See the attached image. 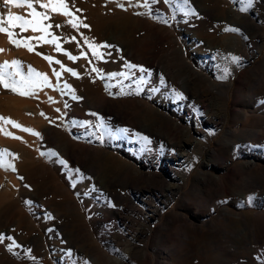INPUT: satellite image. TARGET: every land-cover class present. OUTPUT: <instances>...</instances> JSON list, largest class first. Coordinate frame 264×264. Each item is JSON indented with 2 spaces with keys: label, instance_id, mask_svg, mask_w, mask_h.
<instances>
[{
  "label": "rangeland",
  "instance_id": "rangeland-1",
  "mask_svg": "<svg viewBox=\"0 0 264 264\" xmlns=\"http://www.w3.org/2000/svg\"><path fill=\"white\" fill-rule=\"evenodd\" d=\"M65 2L71 17L40 7L50 0H33L62 51L31 26L11 28L31 52L0 33L8 79H26L32 68L52 85L22 96L0 84V117L40 133L0 121V153H10L0 160L16 162V171L0 167V234L20 245L9 251L10 240L0 243V264H262L264 0L245 12L243 0H189L196 15H185L181 0H157L146 15L128 0ZM8 12L33 19L31 9L0 0V14ZM76 18L81 26L73 28ZM84 37L110 46L99 49L103 59ZM229 83L225 101L219 89Z\"/></svg>",
  "mask_w": 264,
  "mask_h": 264
},
{
  "label": "snow or ice",
  "instance_id": "snow-or-ice-1",
  "mask_svg": "<svg viewBox=\"0 0 264 264\" xmlns=\"http://www.w3.org/2000/svg\"><path fill=\"white\" fill-rule=\"evenodd\" d=\"M128 2H129L130 6L143 7L145 9H147L148 12H146V13H140V12L136 13L137 15H146V14H151L150 4H155L157 2V0H144V3L142 5H139V4L133 5L132 0H128ZM164 2L170 3L171 0H164ZM181 2L183 5L188 6L184 10L185 15H189V14L196 15L195 10L190 7L189 0H181ZM243 2L246 4V7L240 8L241 12H245L249 8L253 7L254 4L256 3V0H243ZM8 5H12V6L17 7V8L27 7L28 9H31L30 15L33 17V19H31V20H27V19H25V17L23 15H19V14L13 15L11 12H8L6 14V18H5V14H0V33L7 34L9 41L11 43H13L16 47L24 46V47H27L30 52L33 51V47L27 41H25L22 45L21 41L14 39V33L11 30V28H15L17 26H19L21 28V30H27V27L31 26L32 31L40 30V31L45 32L46 35L44 37L40 38L44 41V43L54 44L56 46V50L58 52L62 51V48H61L60 44L58 43V40L55 36H52L51 39L47 38V36L51 35V33L48 32V28H50L51 25L44 27L40 21H41V19L46 20L49 17L46 14H43V13L36 11V9L33 6V0H4V6H8ZM117 6L121 7L122 9L124 8V5L122 3H118ZM40 7L45 8V9L51 7L52 11H54V12H59L64 16H69V17L73 16V12L69 11V6L65 2V0H50L49 4H40ZM124 10H127V9H124ZM77 11H79V9H77ZM162 22L167 23L166 20H164ZM68 23H70L73 28H78L81 26V22L79 21L78 18L73 19V20H69ZM56 27H61V25L57 24ZM83 27L87 28L89 26L84 24ZM225 31L238 33V32H240V29L235 28V27H228V28H225ZM246 38L247 37H245V39ZM71 39L75 40L76 38L72 37ZM84 40L87 43L89 49L91 50L92 55L96 59H103L104 58L105 54L103 52L99 51L100 48L110 47L109 45H106V44L97 45L94 42L89 41L87 37H84ZM0 51H2V49H0ZM65 54L68 55V58L73 60V61L79 59V57L73 56L70 53H65ZM84 55L86 58L87 54H84ZM44 58L47 59L50 63L52 62L51 57L46 56ZM231 59L234 62L239 61V57L233 56V57H231ZM55 63L61 64V62L59 60L55 61ZM11 65L18 67L20 65V61L14 60L11 62ZM8 67H9L8 62H5L3 65H0V84H2L5 89H10L13 93H16V94H19L22 96H32L35 94V91L37 89H39L41 86L52 87V85L49 82L46 74L37 72L35 69H32V68H29V74H28V77L26 79L22 78L21 81H16L14 79L9 80L7 77H10L12 74L11 73H5L3 71V69H6ZM61 67H62L63 71L69 72L72 76H78V73L76 71H74L73 69L64 68L63 65H61ZM125 67H127L129 69L137 68V66L134 64H126ZM92 70L96 71V72L100 71L97 68H93ZM139 71L144 73L147 70L144 69L143 67H140ZM17 74H19V72H17ZM53 74L56 77L61 76V72H59V71L54 70ZM149 75H150V73H149ZM118 76L124 77V78H129L127 73H112L109 78L110 79L116 78ZM138 83L139 84L146 83L143 76L140 77ZM18 85H20V87H18ZM108 87H110V86L106 85V88H108ZM25 88L27 90H24ZM64 89H68L69 92L72 91L71 86L68 84L64 85ZM60 90L63 91V89H60ZM176 98L181 99V100L185 99L183 94L179 93V92L176 93ZM49 99H51V98H49ZM73 99H78V97L73 96ZM65 107H67V104H65ZM41 115H43V113H41ZM93 115H95V114L93 113ZM0 121H3L4 124H11L12 126H14L16 128H20L22 131L29 132L33 135L38 136V137L40 136V133L35 132L34 130H32L30 128H23L19 123L11 120L10 118L0 117ZM85 126H87V125H85ZM2 130L3 129H0V131H2ZM124 131H127V130H124ZM4 134L6 136H11V133H8V132H4ZM13 138L19 139V137H13ZM142 139L147 141V137H143ZM237 147H239V146H237ZM5 154H10V153H8L7 150H4L3 153H0V155H5ZM41 155H45V153H41ZM48 155L57 156L58 154L55 152H51V153H48ZM59 163L62 164L65 168H68L69 172H74L76 174H79V172H80V170L78 168H76V169L69 168L68 162L66 160L60 159ZM0 167H4L6 169H11V170L15 171V168L12 164L4 163L2 160H0ZM21 179H23V178L21 177ZM75 183H76L75 177H73V186H75ZM85 194L87 195L88 193H85ZM48 218L49 219L52 218L51 214H49ZM5 239L11 241V243L7 245V248L9 251H12V249L14 247H20V245L16 243V241L13 237H5L4 235L0 234V243H2ZM26 251L30 253L31 250L29 249ZM68 255L70 256L71 252H69ZM33 259H35V258L33 257ZM258 259H261V258H258ZM262 264H264V259H262Z\"/></svg>",
  "mask_w": 264,
  "mask_h": 264
},
{
  "label": "bare ground",
  "instance_id": "bare-ground-1",
  "mask_svg": "<svg viewBox=\"0 0 264 264\" xmlns=\"http://www.w3.org/2000/svg\"><path fill=\"white\" fill-rule=\"evenodd\" d=\"M204 51V50H203ZM232 70V69H231ZM260 84H263L264 83V78L263 77H261L260 78ZM191 83V82H190ZM232 85L233 84H224V85H222L221 86V89H219V93L221 94H223V97H224V99H225V101L227 100L228 101V98H230V89L232 88ZM191 87V86H190ZM190 87H189V80L187 81V82H185L184 84H183V89L186 91V92H190L191 90H190ZM217 90V89H216ZM219 93H215V92H212V95L213 96H216V94H218L219 95ZM212 115V114H215L216 115V113H215V111H207V113H206V115ZM222 114V113H221ZM221 114H217L216 116H217V118H219L220 120H225L224 118H226V114L224 115L223 114V116L221 115ZM248 115V114H247ZM209 121V123H211V124H213V125H218L217 123H213L212 121H210V120H208ZM189 143V141H187V143L185 142V141H181V142H179V143H177L178 144V147H183V148H185V146L187 145ZM186 156V152H184V153H180V154H178L177 155V157H178V161L180 162V161H182V160H184L185 157ZM174 158H176V157H174ZM8 163H10V164H12L13 166H14V168H15V171H16V162L12 159L11 161H9ZM18 166H20V165H18ZM6 170H8V171H12L11 169H6ZM243 264H249V262L248 261H246V262H243Z\"/></svg>",
  "mask_w": 264,
  "mask_h": 264
}]
</instances>
